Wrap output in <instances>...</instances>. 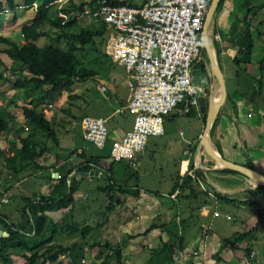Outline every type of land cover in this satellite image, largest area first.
Returning <instances> with one entry per match:
<instances>
[{"label":"crops","instance_id":"0c3cea01","mask_svg":"<svg viewBox=\"0 0 264 264\" xmlns=\"http://www.w3.org/2000/svg\"><path fill=\"white\" fill-rule=\"evenodd\" d=\"M145 1L147 0H141L137 4L132 2V5L140 6ZM23 7L22 9L25 11L28 6ZM20 9L16 7L14 13L18 15ZM59 16L67 20L65 14ZM81 16H78L76 22L65 30L69 32V29L77 23ZM89 16L93 22H99L102 28L88 29L100 31L102 36L106 35L107 43L104 56L108 57L111 64L120 65L112 59L107 50L111 37L114 35L113 30L101 19ZM38 18L39 14L32 21H22L19 27V36L15 39L0 36L10 38L17 45L23 46L25 41L21 32L22 26L31 24ZM47 27L46 25L44 29L49 31L52 37H56V33L60 32L59 29ZM51 29L54 32H51ZM206 34L208 49L201 41L200 54L193 64L191 72V76L194 75L198 81L196 85L203 87V91V75L207 74L210 80L211 89L206 96V109L202 110L199 102L198 106L188 113L183 111L182 106L178 107L174 113L165 118L164 133L151 136L143 153L137 156H127L128 159H126L128 162H141L147 157L153 160L157 156L159 164L154 165L147 174H162L164 168L168 166L166 164L170 163L173 169V173L169 175L170 179L141 180L140 178L136 184L124 185L121 188L116 184L117 186L113 189L106 187L92 189L96 195H104V200L108 202L101 198L102 201L98 200L100 203L98 213H94L92 208L95 201L87 204L89 209H84V213L91 212V218L92 215H97L99 221L90 224L96 229L84 240L88 245L85 247L82 264H91L100 260L98 243H110L112 249L121 246L123 264H247L249 261L243 249L245 247L252 249L251 255L254 254V264H264V222L252 237L241 244L240 248L232 249L226 242L234 234L246 231L257 211L264 214V190L259 189L258 184L247 175L238 171H228L229 168L218 164L202 144L205 138L209 107L216 105L221 96L220 82L215 77L212 68L211 60L213 59L226 82V97L220 105L212 125L213 129L215 124L213 131L211 129L212 146L223 159L245 167L250 162L253 165V170L264 175V0H220L216 11L209 20ZM38 43L43 46L52 45L57 49L67 50L70 41L62 39L54 43L51 37H43L38 40ZM250 43L253 45L251 61L246 62V50ZM76 45L78 46L77 51H79L82 46L79 43ZM203 47L207 49L206 54H202ZM6 59H4L5 62ZM11 65L13 68L16 67V62L11 61ZM9 68L12 72V66ZM125 71L129 78L128 94L120 101L118 108L127 104L131 94L130 83L132 80L126 68ZM16 72L21 76L25 75L19 70ZM96 74L98 77V73ZM97 77L88 81H95ZM107 88L104 85L102 90L107 92ZM16 90L20 100L13 104V109L18 110V113L16 114L14 110L11 111L13 115L10 122L14 118L24 119L18 105L31 102L23 90L14 88V91ZM48 100L50 101L51 98ZM0 106H2L1 103ZM45 106L49 108V106ZM117 109L115 114H117ZM50 111L53 117L55 112L52 108ZM122 116L126 119L129 117L128 129L118 133L117 127H111L105 148L116 144L123 134L132 128L133 117L128 113ZM84 117L86 116L81 115L80 120L82 121ZM92 117L104 118L106 121L110 119V116ZM81 121L79 128L81 138L84 142L89 143L83 138ZM9 131L12 132L11 128ZM7 135L0 134V151L13 155L12 144L6 146V143L2 141L4 137H9ZM17 146L19 147V144ZM64 150L66 157H68L69 151H76L74 156L80 154L81 157H84L86 151L84 148H69L68 146ZM85 155L89 158L87 154ZM107 162L110 163V161ZM61 165L62 163H56L49 169L59 170ZM0 166V169L6 167L5 158L3 162H0ZM197 168L203 169L206 180L198 179L189 182L184 180L187 174H194V170ZM95 170H92L93 173L98 171L100 174L94 175L95 177L92 178L86 177L83 171H77V169L69 175V184L74 181L73 183L77 187L75 194L83 183H92L94 181L92 179H97L104 174L102 171ZM26 181L9 180L4 185L0 180L2 199L17 194L24 195L23 185H26ZM56 182V180H45V183H42L44 188L41 192L47 199H52L49 198L51 197L50 192ZM227 200L233 202L230 203ZM111 203L113 207L108 212ZM74 211L75 207L73 213ZM0 213L8 215L6 212ZM62 213L63 210L52 212L49 216L60 218ZM0 227L3 228L1 225ZM93 233L100 236L95 237ZM76 234L79 235V233L73 235ZM81 241L80 237L73 236L69 239V243H62V245L70 246ZM105 253L112 254L111 251ZM67 257L69 262V256ZM65 258H62L64 263ZM15 259L16 262L21 261L19 258ZM249 263L251 264V262ZM109 264H114V260H111Z\"/></svg>","mask_w":264,"mask_h":264},{"label":"trees","instance_id":"16d2710c","mask_svg":"<svg viewBox=\"0 0 264 264\" xmlns=\"http://www.w3.org/2000/svg\"><path fill=\"white\" fill-rule=\"evenodd\" d=\"M36 0H26L25 6H30ZM55 0H41L38 5L39 18L31 24H25L21 28L22 35L24 37V45L19 46L10 39L0 36V81L7 80V74L5 70H8V66L1 55H6L13 63L16 62V67L11 68L12 72L20 71L25 75L20 76L15 80L13 87L15 89H21L24 94L31 99L30 104L18 105L24 118L33 127L34 131L26 136L17 134L11 140V146L14 154H6V167L13 171L14 174L20 173L30 165H37V159L43 156L49 151V147L41 143L36 139L37 133H43L48 138H52L53 141L59 145V140L56 136V132L53 128V118L51 111L46 106L39 109L42 103L50 99L54 94H60L62 92H70L74 85L78 82H85L96 77L94 71L87 70L79 61L75 52L78 50L79 43L82 47L93 44L95 45L94 38L98 35H102V32L91 30L88 28H82L79 33L67 32L65 29L71 27L78 16H81L85 11L90 10L92 13L98 9V3L100 0H83L77 3L74 0H69L61 7L53 6ZM114 4H133L129 1L110 0ZM9 7L14 10L16 8L15 0H7ZM53 7L54 11H51ZM3 11V3L0 0V12ZM52 12V13H50ZM60 14H65L66 18L60 17ZM50 25L52 28L59 29L60 32L56 33V37H52L50 32L45 30L44 27ZM43 37H51L52 42L56 43L62 39H68L70 41L67 50L57 49L54 46H43L38 43V40ZM253 45L250 43L247 46L246 62L251 61ZM12 116L5 111L4 107L0 106V134L7 135L10 131L9 122ZM215 124L213 126V129ZM212 129V131H213ZM19 144V147L17 146ZM86 152L84 153V157ZM5 155V151H0V158ZM110 156H90L86 159L84 164L77 171H89L96 168L107 174L110 181V185L107 189H113L117 186L113 176V165L116 162L115 159L105 162ZM84 165V166H83ZM248 168H253V165L248 162L246 164ZM75 167L70 168L64 174H61L57 178V182L54 185L53 190L50 192L49 198L41 196L39 199L26 198L27 202L22 208L21 219L18 223L12 221L9 215L0 213V225L8 233V236H0V256L4 258L5 264H9L8 250L10 247L21 249L26 248L29 251H33L31 256L23 255L26 260V264H63L60 260L61 255L69 256L68 264H82V259L85 254V247L88 245L84 240L87 236L96 228L90 225L80 226L75 222H69L74 219L73 209L75 207L74 194L77 187L72 181L68 182L69 175L75 170ZM228 171L237 172L235 170ZM194 177H193V176ZM187 174L184 180H206L204 171L201 168L194 170V174ZM75 180V178H72ZM121 188V186H119ZM259 189L264 190L263 185L258 184ZM226 200V198H223ZM232 203V200H227ZM111 206L108 208L111 209ZM63 210L60 218H52L49 216L52 212H58ZM70 211L71 213L67 212ZM264 214L257 211L255 218L251 221L248 229L242 233L234 234L232 237L226 240L227 244L232 249L240 248L241 244L245 242L249 237H252L254 233L260 228L264 222ZM63 222L68 223L66 232L70 235L80 233L82 241L72 244L69 247L63 245H57V250L52 247H46L43 252H39L45 245L54 240V235L57 232L58 227ZM48 224L51 235L43 243H37L34 246H29L27 243L20 240L21 236L33 235L39 236L44 230L45 225ZM20 226V227H17ZM99 252L101 254L100 260H96L91 264H109L111 260H114V264H123L121 246L111 248L110 243L100 244L98 243ZM243 248V247H242ZM247 256V259L251 264H254V256L251 257L252 249L250 247L243 248ZM112 252L111 255L105 252ZM247 262V264H250Z\"/></svg>","mask_w":264,"mask_h":264},{"label":"rangeland","instance_id":"374dc122","mask_svg":"<svg viewBox=\"0 0 264 264\" xmlns=\"http://www.w3.org/2000/svg\"><path fill=\"white\" fill-rule=\"evenodd\" d=\"M1 1L3 3V11L0 12V35L15 39L19 36V27L21 25L20 23L24 20L32 21L33 18L38 16V5L40 4L41 0H36L33 4L25 8V11L22 8H24L23 6H25L26 0H15L16 7L21 8L18 12V15L17 13H14L16 8L12 10L8 5L7 0ZM68 1L69 0H55L53 2V6L59 7ZM74 1L80 3L83 0ZM130 1L134 4H137L141 0ZM51 11H54L53 7L51 8ZM1 26L6 27L3 28ZM47 26V28H50V25ZM82 28L101 29L102 25L99 22H93L89 14L85 12L77 20V23L69 29V32L78 33ZM51 32H54L53 29H51ZM94 40V46L93 44H89L85 47H81L80 50L76 52V54L81 64L87 70H93L94 72L98 73L99 76H96L97 79L95 81L91 80L83 83H77L70 92L55 94L51 97L50 101H45L41 104V106L38 107L39 109H41L42 107L47 105L49 106V109L52 108L55 112V115L52 117L54 121L53 128L59 140V145L56 144L52 138H48L43 133H37L36 139L41 143V145L46 144L49 147V151L39 159H37L38 166L30 165L25 170L17 174H14L13 171L9 170L7 167L0 169V180L4 183V185L8 183L9 180H27L25 182L26 185H23L24 195L20 196L19 194H17L16 196H10V198L9 196L3 197L2 199L3 195L0 194V212H6L12 218V221L16 224L18 223V220L21 219L22 208L27 205V202H25L24 199H39L41 196H43L41 190L44 188V185L42 183H45V180L57 181V178L61 174H64L72 167H75L76 169L80 168L82 164H84L83 162L88 159L86 156L81 157L80 154H76L74 156V153H76V151H69V153L67 154L68 157L64 156L66 155V152L64 150L66 146H68L69 148H84L86 150L85 152L87 156L89 157L106 155L110 156L108 157V159H106L107 161L115 159L117 162L113 165V176L116 184L120 186L136 184L137 180L140 178L141 180H169V175L173 173L172 165L169 163L166 164V166H168L164 168L162 174H147V172L151 171L154 165L159 164L157 156L154 157L155 160L154 158L153 160H151L149 159V157H147L141 162H128L126 161V159H128L127 153L119 152L118 150H116L114 148L115 144L111 147L109 146L103 150H100L94 145L86 143L82 140L81 134L79 132L81 115L102 117L110 116V119H108L106 123L109 131L111 127H117L116 129H118V133H122L123 130L128 129L129 127V117L128 119H126L120 114H115V110L119 107L120 101L124 99L128 94L129 78H127L125 68L121 65L111 64L108 57L104 56L107 43L105 34H103V36H96ZM206 50L207 49L203 47L202 54H206ZM202 54L201 57L203 56ZM2 58L6 59L7 56L2 55ZM7 59L6 63L8 66V70L5 71L9 79L7 81H0V103L2 104V106H4L5 111L12 116L13 114L11 113V111L14 110L13 104L17 100H20L18 99L17 90L14 91L13 84L15 80H17V77L21 76V74H19L18 72L10 71L9 67L12 66L13 68V65H11L10 59ZM104 85L108 87L107 92L102 90ZM14 112L17 114L18 110H14ZM10 128L12 132L7 135L9 137H4V139L6 140L2 139V141L6 143V146L8 144L11 145V138L16 136L17 134L26 136L30 132L32 133L34 131V127L29 122H27L25 118H14L11 122H9V129ZM5 156L6 154L1 157L0 162L4 161ZM56 163H62V165L60 166L62 170L56 169L55 171H53L49 169V167L51 168ZM93 169H90L89 171H83V173L88 178L98 176L100 173L96 170L99 169H96V172L94 173L92 171ZM53 172L54 174L52 175ZM92 180H94L92 181V183H83L81 187L78 188V192L74 195V219L69 222H75L80 226H85L95 224L98 220L97 215H92L91 218V212L84 213V209H89L87 204L91 201H95V205L93 204L92 208L94 210V213H98V208L100 207V203H98V200L102 201L105 199V197L102 194L96 195L92 189L96 187L105 188L108 187L110 183L108 181L109 179L106 173H104L101 177ZM100 198L102 200H100ZM67 212L71 213L70 211ZM108 212H110V210ZM68 223L63 222V229H61V226L58 227L57 232L54 235V240L45 245V247H43V249H40L39 252H43L46 247H52L56 249L57 245H62V243H69V239H71L73 236L80 237V239L82 240L80 233L77 236V234L70 235L65 231ZM2 230L6 232L4 228H2ZM43 230L44 231L39 236L25 234V236H21L20 240L27 243L29 246H34L38 242L43 243L51 235L48 224L45 225ZM94 236L98 237L100 235L94 234ZM32 253L33 251H29L26 248L17 249L10 247L8 250V255L10 256L9 264H26L24 263L25 258L23 257V255L27 254V256H31ZM64 257L66 258L65 263L63 262L64 260L62 261L63 264H68V257L66 255H61L59 258L60 260H62V258ZM15 258H19L21 259V261L17 260L19 262L18 263L16 262ZM0 264H5V260L1 256ZM38 264H41V261H39Z\"/></svg>","mask_w":264,"mask_h":264},{"label":"built area","instance_id":"2783aa9c","mask_svg":"<svg viewBox=\"0 0 264 264\" xmlns=\"http://www.w3.org/2000/svg\"><path fill=\"white\" fill-rule=\"evenodd\" d=\"M213 1L147 0L136 6L100 0L96 12L85 11L113 30L108 53L132 80L127 104L116 111L133 117L132 128L114 146L119 152L143 153L151 136L164 133L167 116L180 106L186 113L198 106L203 87L192 84L191 72ZM106 123L104 118L84 117V140L104 149Z\"/></svg>","mask_w":264,"mask_h":264},{"label":"water","instance_id":"95a60500","mask_svg":"<svg viewBox=\"0 0 264 264\" xmlns=\"http://www.w3.org/2000/svg\"><path fill=\"white\" fill-rule=\"evenodd\" d=\"M220 0H214L210 7H209V11H208V16H207V21H206V26L204 28L203 34H202V44L208 49V38H207V34H206V28L208 26L209 20L211 19V17L213 16L214 12L216 11L218 4H219ZM212 62V68L214 70V74L215 77L219 80L220 82V91H221V96L219 98V101L217 102L216 105L209 107V112H208V116H207V122H206V127H205V138L202 141L203 146H205V148L207 149L208 153L210 154V156L221 166L225 167V168H229V169H233L236 170L238 172H241L245 175H247L248 177H250L252 180H254L257 184L259 185H263L264 186V175H262L261 173L242 166V165H238L235 163H231L225 159H223L213 148L212 146V142H211V129H212V125L214 123V120L216 118V115L219 111L220 105L222 104V102L225 100L226 97V82L224 80L223 74L221 72V70L216 66V64H214V60H211ZM192 80V84L196 85L198 84L197 79L194 77L191 78ZM203 85H204V91L201 92L198 96V102L199 105L201 107L202 110L206 109V96L210 93V80L207 76V74L203 75ZM8 236L7 232H4L1 228H0V236Z\"/></svg>","mask_w":264,"mask_h":264}]
</instances>
